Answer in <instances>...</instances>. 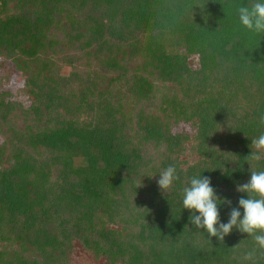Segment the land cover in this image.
<instances>
[{"label":"trees","instance_id":"1","mask_svg":"<svg viewBox=\"0 0 264 264\" xmlns=\"http://www.w3.org/2000/svg\"><path fill=\"white\" fill-rule=\"evenodd\" d=\"M252 2L0 0V264H242L253 237L209 236L182 199L209 177L221 222L242 218L237 185L264 170V34L237 11Z\"/></svg>","mask_w":264,"mask_h":264},{"label":"clouds","instance_id":"2","mask_svg":"<svg viewBox=\"0 0 264 264\" xmlns=\"http://www.w3.org/2000/svg\"><path fill=\"white\" fill-rule=\"evenodd\" d=\"M237 11L239 23L245 29L258 35L264 34V0H253L250 5L240 6ZM259 124L264 125V114L260 115ZM251 145L255 149L250 154L251 159H264V132L253 138ZM178 179L176 166L169 165L160 173L157 183L167 192ZM237 191L248 194V198L241 197L238 201L239 207L243 209L242 218L239 208L234 207L229 213L228 221L221 222L218 205L222 201L211 186L209 177L194 176L190 179L188 186L183 188V208L192 211L189 217L192 225L197 229H204L209 236L216 237L221 242L233 228L252 236L256 247L242 255V264H255L257 249L264 250V170H251L250 180L238 184Z\"/></svg>","mask_w":264,"mask_h":264},{"label":"rangeland","instance_id":"3","mask_svg":"<svg viewBox=\"0 0 264 264\" xmlns=\"http://www.w3.org/2000/svg\"><path fill=\"white\" fill-rule=\"evenodd\" d=\"M8 63L10 64V62H8ZM11 78H14L17 81L18 80L17 79L18 78L17 73L13 72V75L11 76ZM0 84H1V82H0ZM12 84L15 85L16 82L13 80ZM162 88H164V86ZM132 91H134V90L132 89ZM134 92L137 93L136 95H138V93H139V92H136V91H134ZM130 101H131V105L134 108H136V110H137V108H139V109L141 108V109L146 110V111L153 110L157 114L160 113L159 109H161V107H162L161 102H160V100L158 98L154 102L143 101V100H141L140 98H137V97L132 98ZM75 246H76V249H75V251H76L75 255L76 256L75 257H76V260H78L79 255H81V253L83 252V249L80 247V245L78 243H76ZM86 255H85V257L87 258V260H89L92 264H100L99 260H95V259H92L90 257L88 258Z\"/></svg>","mask_w":264,"mask_h":264}]
</instances>
